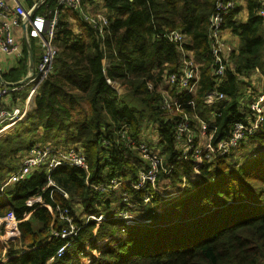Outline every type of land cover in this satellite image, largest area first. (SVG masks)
Returning a JSON list of instances; mask_svg holds the SVG:
<instances>
[{
    "label": "trees",
    "instance_id": "obj_1",
    "mask_svg": "<svg viewBox=\"0 0 264 264\" xmlns=\"http://www.w3.org/2000/svg\"><path fill=\"white\" fill-rule=\"evenodd\" d=\"M48 2L53 6V0ZM172 2L104 0L109 25L103 40L86 22L75 33L68 16L62 14L54 42L58 47L54 73L38 87L26 119L51 138H58L57 144L82 146L90 170L85 173L59 167L50 174L66 198L51 195V188H45L44 172H35L5 190L0 216L9 212L18 219L24 213L30 215L18 224V234L12 240H3L0 230V264H264V130L248 136L229 154L204 160L195 173L191 159L178 158L173 141L176 116L163 114L156 92L162 76L175 72L180 59L173 44L156 37L165 29H178L191 40L186 48L202 63L192 112L208 119L210 112L203 98L217 88L225 96L214 107L221 112L216 120L217 136H226L233 123L244 122L238 109L243 95L241 77H248L255 68L264 74L262 24L253 13L258 2L248 0L245 24L232 21L237 8L224 20L223 29L225 25L238 35L241 46L236 59L231 52L226 76L219 83L212 75L207 38L213 0H194L190 5L185 0L178 13L180 20ZM104 59L109 63L105 74ZM26 69L24 58L6 80H20ZM105 75L122 84L125 95L118 96L105 83ZM147 82L152 83L153 90L148 89ZM23 86L28 89L27 83ZM146 120L157 126L164 166L171 168L169 174L157 176V184L165 188L164 193L177 191L179 197L162 201L154 193L149 204H141L145 190L135 191L125 183L106 196L92 192L89 182H134L138 171L147 169L130 147L117 140V130L122 126L138 139ZM25 126H17L13 139L26 137L20 135V127ZM103 139L108 147L103 146ZM246 145L255 149L239 162L236 149ZM20 148L13 151L18 162L11 164L6 162L7 150L0 145V180L19 164ZM124 190L140 204L135 211L142 222L136 225L128 226L114 216ZM38 198L52 210L38 207ZM57 207L69 208L72 215L75 207L86 215H104L98 225L76 217L78 231L62 256H56V251L66 242L51 235L59 224L53 217ZM146 220L149 223H144ZM102 240L106 243L96 242Z\"/></svg>",
    "mask_w": 264,
    "mask_h": 264
},
{
    "label": "built area",
    "instance_id": "obj_2",
    "mask_svg": "<svg viewBox=\"0 0 264 264\" xmlns=\"http://www.w3.org/2000/svg\"><path fill=\"white\" fill-rule=\"evenodd\" d=\"M84 1L53 0V6H50L48 0H33L29 5L23 0H0V106L9 93L18 91L23 87V84L18 85L19 82L3 81L4 68L1 58L13 57L21 60L24 54L18 39L23 37L22 26L24 24L29 40H35L41 51L40 57L35 62L34 72L27 82L30 86V92L24 99L25 111L31 105L38 87L49 75L54 73V62L58 54V47L54 42L61 16L65 11L80 13L83 21L94 29L102 40L107 37L108 19L100 12L95 15L83 14L81 6ZM236 7V0H213V9L208 18L207 38L214 66L212 75L216 83L225 78L227 63L231 61V52H234L233 46L226 41L223 35V23ZM255 12L264 27V0L258 1ZM156 38L173 44L180 55L177 70L162 76V81L159 83L156 92L159 94V107L163 114L170 118L176 116L173 126V141L179 150L178 158L181 160L191 159L195 173L204 160L209 161L215 156L227 155L248 136L256 134L261 129L264 130V78L258 68L251 71L252 75L248 80V87L238 104V109L241 108L239 111L244 116V122L233 123L226 136H219V134L217 136L219 125L216 120L221 112L215 111L214 107L225 99L224 94L215 88L204 95L203 104L210 112L208 119L193 113L194 95L199 87L202 63L195 60L193 52L186 48V38L180 30L165 29ZM108 67L109 63L104 59V74ZM154 72L157 73L158 69ZM105 83L116 91L118 96L122 95V91L119 90L122 87L118 85L119 83L112 82L106 75ZM146 86L149 90H153L152 83L147 82ZM25 111L21 115L18 109L11 114L0 109V122L6 119L12 121L14 118L17 121L19 115L22 117ZM146 125L150 126L155 133L145 136L143 130L146 129ZM157 129L154 123L152 126L149 125V121H145L139 138L135 139L127 127L119 128L117 140L119 138L125 146L130 147L145 162L147 169H140L137 181L134 182L115 179L106 182H89L87 184L92 192L106 196L117 190L122 183L135 191H143L147 187L151 192L143 194L141 204H149L152 194L158 193L153 188L154 184L157 183V176L161 172L169 174L171 171V168L167 169L164 166L163 147L159 144L160 138ZM103 146L108 147L106 139H103ZM59 167L77 168L85 173L90 170L80 145L59 143L44 147L34 146L21 155L18 167L0 185V197L4 196L8 185L26 180L35 172H44L47 178L45 188H51V195L57 193L64 198L68 197L50 178V174ZM120 197V204L114 214L115 218L128 226L142 222L137 216L138 211H135L136 205L140 204L130 199L128 190L122 191ZM35 203L38 207L52 210L51 206L44 203L40 198ZM74 211L75 214L72 215L69 208L60 209L57 207L56 213L53 212V217L58 219L59 224L51 232V235L66 242L57 249L56 256H62L70 240L76 236L78 231V226L75 224L76 217L84 219L86 222L90 220L97 225L104 220L103 214L86 215L78 207H75ZM29 215L30 213H24L21 219H18L13 212L0 216V230H3L1 238L12 240L13 235L18 234V224L27 220ZM144 223L149 222L146 220Z\"/></svg>",
    "mask_w": 264,
    "mask_h": 264
},
{
    "label": "rangeland",
    "instance_id": "obj_3",
    "mask_svg": "<svg viewBox=\"0 0 264 264\" xmlns=\"http://www.w3.org/2000/svg\"><path fill=\"white\" fill-rule=\"evenodd\" d=\"M30 1H33V0H30ZM236 4H240L239 0H236ZM87 5L88 4L86 3L84 8L82 9L83 14H88L87 13L88 10L86 8ZM67 16L69 17L68 22L70 24L71 29L74 32L79 33L81 30L79 25L82 22H84L80 13H72V14L69 13V15H67ZM18 41L21 43V38H19ZM30 50H31V52L33 51L32 55L34 54V56H33L34 61L37 60L40 57L41 51L38 48V44L33 39H30ZM26 53H27V51H26ZM24 58H25V62H27V56L24 55ZM26 73H28L27 69H26L25 74ZM251 75H252V73L248 76V78H250ZM118 85H120L122 87V89H120L118 86L119 90L122 91L121 96L125 95L126 89L124 88V86L120 83ZM28 87H29V85H28ZM247 87H248V84L245 85L244 89L242 90V93L245 92ZM29 92L30 91L26 89V86H23L18 91H14V92L9 93L7 96L8 97L7 106H6L7 109H5L4 106H3V108L7 111V110L13 109L15 106H18L17 109L20 111V114H21L22 112L25 111V106H24L23 101H24V98L29 95ZM31 107H32V104L30 105L29 108L26 109V111L24 113L25 115H27V113H29ZM239 109H241V108L239 107ZM25 115H24V117H25ZM19 117H20V115H19ZM24 119L25 120L21 119V121H17V122H14L15 118L12 119V121L7 120L0 127V130H1L4 126L10 125L9 127L5 128L3 131H0V145L3 146L7 150L8 156H7L6 162H9L11 164L18 162L17 157L13 153V151L17 150L19 147H22L19 149V152L21 153L20 155H22L23 153L28 152L34 146L44 147L47 145H56L57 141H58L57 140L58 138H51L41 128H38L36 125H30L28 123V120L26 118H24ZM12 122H14L13 125H11ZM146 122H147V120H146ZM21 124H27V126H25L24 128L20 127V131H21L20 135L21 136L26 135V137H24V139L22 141H17L15 139H13V138H15L13 136H15L14 134H15L17 126L18 125L21 126ZM149 125L153 126V123L150 121ZM143 131L145 133V136H150V134L155 133L154 130L148 125H146V129H144ZM251 149H255V148L250 147L249 145H246L241 150L236 149L235 156L237 157L238 161L242 162L245 158H249V151ZM153 188L158 193H156L154 191L153 192L156 195H158L159 196L158 198H160V200H162V201L163 200H166V201L173 200V199H175V197L177 198V196L180 194L177 191H173V192L170 191L169 193L168 192L164 193L163 190L165 188L161 185V183L159 185L157 183L154 184ZM144 190H145L144 194H148L151 192L149 190H146V187L143 189V191ZM139 192H142V191H139ZM1 198H5V197L3 196ZM153 208L155 209V207H153ZM158 208L159 207H157L156 210H159ZM96 242L97 243H106V240L96 241Z\"/></svg>",
    "mask_w": 264,
    "mask_h": 264
},
{
    "label": "crops",
    "instance_id": "obj_4",
    "mask_svg": "<svg viewBox=\"0 0 264 264\" xmlns=\"http://www.w3.org/2000/svg\"><path fill=\"white\" fill-rule=\"evenodd\" d=\"M23 1H25L26 2V4H28L29 5V3L31 2L30 0H23ZM191 1H194V0H188V4L190 5V3H191ZM253 1V0H252ZM259 0H257V2H258ZM239 2H240V4H237V9H238V13L235 15V17L232 19V21H234L235 22V24L236 25H238V24H245L246 23V21H247V19H248V15H249V11H248V0H239ZM86 3L88 4L87 6H86V8H87V10H88V14L89 15H95V14H97L98 12H100V13H102L106 18H107V14H106V7H105V5H104V0H98L97 2L95 1V0H85L83 3H82V6H81V11H82V9L84 8V6L86 5ZM184 3H186L185 2V0H177V3H176V0H173V2H172V4L175 6V10H176V15H175V17L177 18V20H180V16H179V12L181 11V7L182 6H184ZM188 5V6H189ZM258 5V4H257ZM257 5L255 6V8H254V10H253V13H254V15L256 16V7H257ZM172 6V5H171ZM177 8V9H176ZM65 13V15H69V13L70 14H72L73 12H68V11H65L64 12ZM69 19V17L67 18V20ZM109 21V20H108ZM262 26V25H261ZM169 30H178V29H169ZM76 33V32H75ZM223 35H224V37H225V39H226V41L228 42V43H230L232 46H233V49H234V52L233 53H235V58L234 59H236V57L238 56V49L240 48V46H241V41H240V38H239V36L238 35H236V34H233L232 33V30L230 29V28H228V27H226L225 25H224V32H223ZM260 37L262 38V40H264V27L262 26V31L260 32ZM185 38H186V45L188 46L189 44H191V40L189 39V37H187V36H185ZM24 47H25V45H24V41H23V37H21V43H20V48H21V51L23 52V54H24ZM25 49H26V47H25ZM27 51V50H26ZM26 56H27V62H26V65H27V70H28V55H27V53H26ZM32 56H34V54L32 55ZM23 59H24V55H23V57L21 58V60L19 61V60H17L16 58H13V57H9V58H1V62H2V64H3V68H4V73H3V81H5V82H15V81H11V80H6L7 79V77H10L11 76V73L13 72V71H15V70H17L18 68H19V66H20V64H21V62L23 61ZM37 61V60H36ZM35 61V62H36ZM34 65H35V63H34ZM251 73V72H250ZM27 74L28 73H26L25 74V76H27ZM261 74L263 75L262 77L264 78V74L261 72ZM250 75V74H249ZM248 75V76H249ZM25 76L23 77V78H21L20 80H18V81H16V82H20L22 79H24L25 78ZM241 80L243 81L241 84H240V91H242L243 89H244V87H245V85L248 83V80H249V78L248 77H241ZM30 89V87H28V89L27 90H29ZM17 94V93H16ZM18 95V94H17ZM26 98V97H25ZM24 98V99H25ZM7 101H8V97L6 96L4 99H3V101H2V103H1V106H0V109L1 110H4V111H6L5 109H7ZM24 102V101H23ZM32 102H33V99H32ZM32 102H31V104H32ZM3 106H4V108H3ZM30 107V106H29ZM18 108V106H15L13 109H11V110H7L6 112L7 113H9V114H11L14 110H16V109ZM25 115V114H24ZM24 115L22 116V117H19V119H17V121H21V119L22 120H25L24 118H26V116L27 115H25V117H24ZM7 120H9V119H6V120H3V121H1L0 122V127H1V125L2 124H4L5 123V121H7ZM9 121H11V120H9ZM17 121H14V122H17ZM14 122H12V124L11 125H13L14 124ZM10 125H8V126H4L0 131H3L5 128H7V127H9ZM17 167H18V165H17ZM16 167V168H17ZM15 168V169H16ZM14 169V170H15ZM13 170V171H14ZM13 171H11L9 174H7V178L9 177V175L13 172ZM6 177H4L3 179H1L0 180V185L1 184H3V182H4V180H6L7 179ZM10 185H8L7 187H6V189L9 187ZM0 199H2L1 197H0ZM29 218V217H28ZM5 260V257H3L2 258V261H4Z\"/></svg>",
    "mask_w": 264,
    "mask_h": 264
},
{
    "label": "water",
    "instance_id": "obj_5",
    "mask_svg": "<svg viewBox=\"0 0 264 264\" xmlns=\"http://www.w3.org/2000/svg\"><path fill=\"white\" fill-rule=\"evenodd\" d=\"M22 27H23V41H24V45L26 47L27 55H28V74L24 79H22L18 83V85L27 83L34 72V60H33L32 52L30 50V40L27 36L25 24Z\"/></svg>",
    "mask_w": 264,
    "mask_h": 264
}]
</instances>
